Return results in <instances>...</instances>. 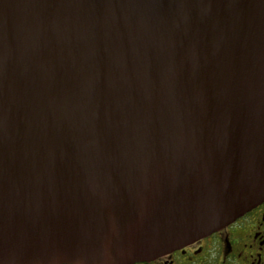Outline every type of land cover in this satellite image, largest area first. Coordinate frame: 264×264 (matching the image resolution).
Instances as JSON below:
<instances>
[{
    "label": "water",
    "instance_id": "1",
    "mask_svg": "<svg viewBox=\"0 0 264 264\" xmlns=\"http://www.w3.org/2000/svg\"><path fill=\"white\" fill-rule=\"evenodd\" d=\"M264 200V0H0V264H133Z\"/></svg>",
    "mask_w": 264,
    "mask_h": 264
},
{
    "label": "flooded vegetation",
    "instance_id": "2",
    "mask_svg": "<svg viewBox=\"0 0 264 264\" xmlns=\"http://www.w3.org/2000/svg\"><path fill=\"white\" fill-rule=\"evenodd\" d=\"M133 264H264V200L205 237Z\"/></svg>",
    "mask_w": 264,
    "mask_h": 264
}]
</instances>
